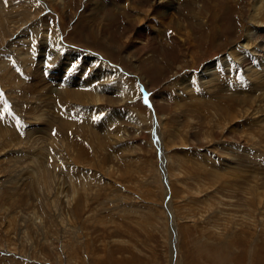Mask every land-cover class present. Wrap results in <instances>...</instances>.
I'll return each instance as SVG.
<instances>
[{"label":"rangeland","instance_id":"374dc122","mask_svg":"<svg viewBox=\"0 0 264 264\" xmlns=\"http://www.w3.org/2000/svg\"><path fill=\"white\" fill-rule=\"evenodd\" d=\"M254 2L179 0L191 39L143 44L148 0H0V264H264Z\"/></svg>","mask_w":264,"mask_h":264},{"label":"bare ground","instance_id":"6f19581e","mask_svg":"<svg viewBox=\"0 0 264 264\" xmlns=\"http://www.w3.org/2000/svg\"><path fill=\"white\" fill-rule=\"evenodd\" d=\"M142 1L143 0H127V1L126 0H120V4L121 5H124L125 3L131 2L136 7L140 8V6H141L140 5V2H142ZM148 1H150V4H148V8L146 10H144V11H139L137 13V16H138L137 21L140 22V23H142L141 24L142 26L140 27V29H138V31L135 32V34H134L137 42H142L143 44H147V40H145L144 33H150V34L154 35V33L161 32V30L163 31L165 29L166 30L167 29H170L171 30V34L173 36H175L174 38L176 39V41L179 42V44H180V41H181L180 39L181 38H179V37L176 38L177 32H182L185 35V37H186L185 40L187 38L191 39V37H192L191 31L189 29H187V28L180 27V25H182L183 22L182 21L180 22L179 19L176 20V18H175V12L178 10L177 5L180 4V3H178L179 0H148ZM254 1H255L254 2V6H253V9L254 10H253L252 20L251 21H252L254 27L257 28V31L256 30L252 31V29H251L250 30V33L248 32L247 33V36L245 37L246 39H245L244 45L243 44H240V45H238L235 48L238 51H240L241 49L247 50L248 52H245V53H248V54L251 51V53L249 55H254L255 57H259L260 59H262L264 57V40H262V39H264L263 38L264 37L263 36V34H264V0H254ZM131 3L128 4V7L129 8L132 7L131 6ZM257 5H258V7H257ZM190 12L196 13L193 16L189 15V19L192 18L194 20L192 22L197 21L201 17V15H203V10L197 11V9L196 8H193V7L191 8V11ZM229 13H230V11H229ZM143 16H144V18H143ZM203 18H205V17H203ZM144 20H146V21L144 22ZM156 20H161V23L156 24V22H155ZM176 22H179V23H176ZM144 24H146V25L147 24H150V25H147L146 26L147 28H145L143 30L142 27H143ZM148 30H149V32H148ZM55 34L57 35V33H55ZM228 34L230 35V30L228 31ZM258 34H260V37H257L256 38V36ZM56 35L51 38L52 39V42H55L57 40V38H58V43L60 44L61 43L60 37L55 38ZM188 53L190 54V57L191 58H194L193 56L195 55V51L192 48L189 49ZM245 53H242V54L244 55ZM234 54H235V51H233L231 49V51L229 53V56L230 57L231 56H234ZM230 57H227V56L225 57L224 56V57L220 58L217 63H214L212 65L207 66L206 69H205V71L202 73L203 75L201 76V79H203V78L204 79L209 78V76H206V75H210L211 74V71L213 70V68H215L217 66L219 67L221 65L223 67V66L226 65V63L232 64L233 61L231 62V60H229ZM248 58H249V56H248ZM250 58L253 59L252 56H250ZM245 60H246V58H244L243 60L239 59V61H237L236 58H235L234 59V64H235V62H244ZM87 61L88 62L94 61L92 63H93L94 66H97L95 68L99 69V71H98L99 75L100 76H105V79H104V82L105 83H108V85L110 86V82H111L113 88H116L117 90L119 89L121 92L124 93V95L128 99L129 98L132 99V96H130L131 89L129 87H127L126 85H123L122 86V83H123L122 81H119V82H115L114 81V83H115V86H114L113 85V81H112L113 80V76H110L109 79H107L108 75H110L111 72L113 71V70H110V67H108V65H107L108 62H106L105 60H101V59H99L97 57L87 58ZM260 64H261V65H259L260 68L257 65V67H258L257 69L259 70V73L257 71L256 72L255 71L254 72L249 71V73H252L254 75V76H252V79H255L256 82H259V83H263L264 84V75L262 74V71H264V61H261ZM195 77H197V76H195ZM221 77H223V75H221ZM211 81L212 80H210L208 86H210V84H212ZM184 84H185V82H184ZM61 86H63V85H61ZM96 86L97 85L95 84L94 85V88H96ZM198 86H199V84H198ZM187 87H188L187 84L186 85H183V88L184 89L187 88ZM257 90L259 91V93L257 94L256 99H258L259 97H264V88L257 87ZM216 96L218 97V95H216ZM245 96L242 95L241 96L242 98H238V100H243V101L245 100L244 102L245 103H248L247 101L250 98L249 97H245ZM88 100H92V99H88ZM259 102H261V103L264 104V100H259ZM240 103H241V101H240ZM247 111H249V109ZM259 111H260V109L259 108H256V110L254 112L256 114ZM238 117L239 116L236 115V116H233L232 118L233 119H237ZM55 171H57V170H55Z\"/></svg>","mask_w":264,"mask_h":264}]
</instances>
